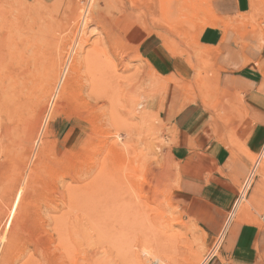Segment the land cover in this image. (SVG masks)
<instances>
[{"label":"rangeland","instance_id":"374dc122","mask_svg":"<svg viewBox=\"0 0 264 264\" xmlns=\"http://www.w3.org/2000/svg\"><path fill=\"white\" fill-rule=\"evenodd\" d=\"M56 1L58 2L59 0H0L1 9L3 12L5 11L4 13L0 12V17L2 18L0 19V264L2 263L1 259L6 244H8L6 242L7 238L8 241L11 238L10 230H5L4 223L10 213L19 188L24 191L23 198L26 197L25 204L27 209L25 208L26 210L22 214L21 226L14 236L15 243L12 242L4 264H49L46 261L48 255L51 257L53 254L58 253V239H60L59 236L62 233L60 230L73 232L72 235L75 242L77 243V240H79L78 242L82 245L83 250H87V256H89L90 252L98 251L99 257L102 258V261H105L104 264H135L133 261L135 254L141 256L140 258L144 264H152L156 257L144 253L146 248H151L152 251L154 250V254L155 252L159 254V258H161L160 264H176V262L178 264H205V261H208L213 254V246L208 244L206 235L203 234L193 219L188 218L178 202V164L174 161L171 150L172 141L169 139L172 130L161 119L162 104L168 91L174 88L179 94H182L185 104L202 103L203 106L212 110L214 115L218 117H227L229 109H238L236 104L239 102V97L219 91L218 85H215L216 81L212 71H214L216 49L205 47L202 37L203 34L214 29H220L223 32L232 30L238 37V43L246 39L247 41H253L259 50L264 49V0H250L249 12L229 19L222 18L217 14L214 7L215 0H121V2L117 0L120 3H124V5L126 4L125 6L129 10L128 14L133 16L134 20L141 18L139 16L141 10L144 11L145 8H150L148 13L154 15L155 21L162 19L164 23L166 22V25L162 23L165 27L163 28L161 23L156 24L155 22L156 28L151 27L153 30L147 32L140 30L138 25H136L133 27L134 34L132 36L129 35V38L125 37L118 44V47L113 49L114 51H110L111 60L118 63V74L127 79L126 82L124 81L126 88L129 89L130 86L133 88L137 87L135 88L136 93H134L137 94L135 95L136 98L134 97L136 113L135 115L129 113V103L128 105L123 104V108L119 107L118 109L121 116L120 121H122L120 125V123L117 124L110 120L108 105H105L103 110H98L101 116H96L98 121L96 120L97 129L95 131H93L91 123L89 124L91 120L82 118L83 113H87L86 103L94 104V101L92 102L91 99L87 98L90 94V91H88L90 86L86 81L87 72L84 67L79 74L81 87L79 83L76 85V89L79 90L80 94L76 90L78 94L74 93L75 96L70 97V99L62 98V111L55 116L52 111L54 105L58 103V97L54 96V94H49L45 98V96H41L38 93L36 98L35 93L31 90L32 78L29 75L27 76V73L29 74L33 62L32 59H35L36 50L37 52H48L54 55L56 60L62 58V63L68 57V53L64 52L65 50L60 53L59 49L58 52L57 46L60 39L64 40L61 34H68L71 24L75 20L76 23L77 19L72 22L66 21L63 13L57 12L58 5H55ZM63 1L68 3L70 0ZM101 1L72 0L71 3L77 7L81 6L83 9H93L95 4H99L100 7L104 8L106 0ZM167 1L169 2L167 3ZM24 3L26 5H23ZM90 4L91 6H89ZM35 5L42 7L41 13L47 7L54 13L51 12V15L43 13V20L40 19V21L38 20L39 18L35 17L34 12L29 13V7H34ZM116 7L117 5L111 12L114 18L119 15L115 9ZM175 8L178 9L176 10ZM14 13L17 14L14 15ZM107 15L110 16L108 13ZM24 16L25 18H23ZM45 19L48 20L45 21ZM27 22L28 24H26ZM84 23L83 27L85 25V28L83 29H86V37L91 42L84 47V52H87L94 44L102 43L100 41L103 35L100 34V24L97 22ZM38 26L40 27L38 28ZM42 26L44 27L41 28ZM56 27H59L58 30ZM14 29L18 30V32L14 31ZM47 29V33L44 32ZM50 30L52 33H50ZM64 30L66 32L62 33ZM39 31L41 34L45 33L42 34L41 39H39ZM31 33L32 35H30ZM44 35H47V37H44ZM43 37L47 39L45 40ZM50 39H53V41H49ZM163 41L167 43L165 44ZM146 44H156V47H159L160 50H163L178 63L177 71L172 74L173 77L172 75L167 76V79L162 82L164 84L166 81V90L151 86L155 77L148 76L150 69H144L146 61L142 58L134 57L135 50L144 51ZM116 52H120L119 57L116 56ZM85 55L86 53H83L79 56L84 57ZM120 69L123 70L121 71ZM131 74L135 75V77L139 74L138 82H134L135 77ZM129 77L133 78L128 82ZM82 84H85L88 89L84 88ZM160 91H162L161 95ZM129 115L130 117H128ZM140 115L144 116L145 120ZM240 115L241 113L238 111L237 116ZM125 124L127 127H125ZM120 128L122 129L120 130ZM47 130L50 132L45 135ZM119 137L121 138L119 139ZM85 142L87 143L85 144ZM111 148L112 150H110ZM128 158L135 161L137 172L139 168L141 169L138 175L136 173V184H140V186L137 185L139 188L136 190L137 198L132 196V198L135 197L133 200L129 197L130 199L122 202L124 205L120 207V199L124 196L128 197V195L125 194L126 191L124 189L118 187L117 183H120L119 177L112 170L113 167L118 166L116 170L121 171L122 166L129 160ZM260 159V162H264V152L249 159L250 171ZM94 163H97V167L94 171H91ZM145 164L154 170L158 176L157 179L162 183L160 192L156 196L157 204H146L148 188L150 187L148 186L149 181L147 182L145 178ZM100 169H103V172L101 170L102 173ZM106 170H110L112 173L110 171L105 173ZM142 170L143 172H141ZM100 174L102 175L101 177ZM107 174H113V178L111 175L109 176L113 182L112 180L110 183L106 182ZM95 177L97 180L100 178L99 183L105 180L107 184L105 185V182L102 183L105 187L98 188V190L102 189L97 193L98 195L93 191L95 186L94 189H92L93 186L90 187V184L93 181L95 182ZM115 178L117 179L115 180ZM155 184L156 182L153 183V185ZM139 191L141 192L140 194ZM140 201L143 204L138 203ZM129 202L134 204L131 206ZM244 205L248 208L246 210L251 211L249 204L245 202ZM126 206L127 208L125 209ZM120 210L121 212L119 213ZM160 210L166 211L168 218H170L169 216L172 218L168 220L167 226L161 228L162 233L165 235V242H159V244L163 243V247L167 246L159 249L155 245L156 250L153 248V242H151L153 244L150 243L151 246L146 240H143L144 227L142 222L145 220L143 222L144 225L149 220L151 223H154V219H156L155 222H158L157 218H160ZM140 212L146 213L144 216H147L138 215ZM118 213H123L124 218H127V223L122 230V237L117 239L107 236L106 238L103 232L98 234L99 231L92 225L94 220L92 216L98 215L103 219L106 215L114 223L118 218L116 216ZM95 220H98V218L96 217ZM160 220L162 222V218ZM68 223H72L70 224L72 228H70L73 230H69L70 225ZM75 226L79 227V229L81 228L80 230L83 232H77L78 228ZM170 226L171 228H169ZM91 229L96 230L95 233ZM90 235L91 237H89ZM98 235L101 236L97 237ZM102 235L104 236L103 238ZM139 235H141L140 241L136 239ZM92 263L93 260L91 258L84 256L78 257L75 262L66 264Z\"/></svg>","mask_w":264,"mask_h":264},{"label":"crops","instance_id":"0c3cea01","mask_svg":"<svg viewBox=\"0 0 264 264\" xmlns=\"http://www.w3.org/2000/svg\"><path fill=\"white\" fill-rule=\"evenodd\" d=\"M214 7L220 17L229 19L249 12L250 0H215ZM237 38L234 31L220 29L202 37L205 47L216 49L215 85L239 97L238 109L218 117L202 103L185 104L173 88L160 114L172 130L178 202L213 246L205 264H264V162L259 163L246 198L251 211L245 202L238 207L249 159L264 152V49L246 39L238 43ZM157 50V59L163 57L169 64L166 76L175 74L176 62Z\"/></svg>","mask_w":264,"mask_h":264},{"label":"bare ground","instance_id":"6f19581e","mask_svg":"<svg viewBox=\"0 0 264 264\" xmlns=\"http://www.w3.org/2000/svg\"><path fill=\"white\" fill-rule=\"evenodd\" d=\"M72 0L68 1V3H65L63 0H59L55 5H58V10L57 12H59L60 14L63 13L66 21H69V22H72L74 21V19H77V22L75 23V21L71 24V28L69 29L70 32H68V34H64L66 36H64L63 34H61V36H63V39L64 40H61L60 38V41L58 43V52H59V49H60V53L61 51L63 52H67L68 54V57L66 58V60H64V62L62 63L61 60L62 58L57 59L54 57V55L48 53V52H35V59H32L33 62L31 64V68L29 70V74L27 73V76L29 75L32 80H31V90L35 93L36 95V98L38 97V93L41 94V96H45V98L49 95V94H54V96H57L58 97V103L56 105H54V108H53V111H52V114L55 116L57 114H59L61 111H62V104H61V101H62V98L66 97L68 99H70V97H73L75 96L74 93H77L76 90V85L77 83H79V86H80V79L79 78V74L82 70V68L84 67L85 70H86V81L88 82L89 86H90V89L86 88L85 87V84L83 85L84 88L88 89V91H90V94L87 96L88 99H91L92 102L94 101V104H89V103H86L87 105V113H83V117L82 118H86V119H89L91 120L89 122V124L91 123V127L92 129H94L93 131H95L97 129V117L96 116H101L100 113L98 112V110H103L104 106L105 105H108V112H109V116H110V120H113L114 122H116L117 124L122 123V121H120L121 119V116L119 114V107H122L123 104H127L128 103L130 104V111L129 113H133L135 115L136 113V105L134 104V99L136 98L135 95L137 94H134L136 93V90L135 88L137 87H132L130 86L129 89L126 88L125 86V83L124 81L126 82L127 79L126 78H123L121 77L120 74H118V63H115L116 61H112L111 58H110V51H112L113 49L117 48L118 47V44L120 42H122V40L125 38V37H128L129 35L132 36V34H134V26L138 25V28L142 31H152L153 29H151V27L153 28H156L155 26V18H154V15L152 16L151 14H149L148 10L150 8H145L144 11H140V17L139 19H133L134 17L131 16L130 14H128V9L127 7L124 5V3H120L118 2L117 0H104L105 1V6L104 8L100 7L99 4H95L93 9H89V8H82L81 6H74L73 3H71ZM96 1V0H94ZM103 1V0H102ZM101 1V2H102ZM139 1V0H138ZM147 1V0H146ZM4 2V1H3ZM7 2V1H6ZM24 2V1H23ZM27 2V1H26ZM125 2V1H124ZM152 2V1H151ZM154 2V1H153ZM169 1H167L168 3ZM5 3V2H4ZM32 3V2H31ZM30 3V4H31ZM104 3V2H103ZM132 3V2H131ZM142 3V2H141ZM158 3V2H157ZM156 3V4H157ZM160 3V2H159ZM102 4V3H101ZM165 4V3H164ZM183 4V3H182ZM23 5H26L25 3ZM40 5V3H39ZM54 5V6H55ZM117 5V7L115 8L117 10V12L119 13V15L117 17H113L111 15V12H112V9ZM128 5V4H127ZM147 5V4H146ZM2 6V5H1ZM1 6H0V12H3V10L1 9ZM85 6V4H84ZM91 6V4L89 5ZM88 6V7H89ZM137 6V5H136ZM143 6V5H142ZM149 6V5H148ZM157 6V5H156ZM160 6V5H159ZM166 6V5H165ZM176 6V5H175ZM180 6H181V3H180ZM179 6V7H180ZM183 6V5H182ZM141 7V6H140ZM163 7V6H161ZM178 7V6H177ZM154 8V7H153ZM158 8V7H157ZM171 8V7H170ZM183 8V7H182ZM133 9V8H131ZM176 9V8H175ZM174 9V10H175ZM178 9V8H177ZM176 9V10H177ZM40 10L42 11V7L41 6H38V5H35L34 7H29V13L31 12H34L33 14H35V17L39 18L38 20L42 19L43 20V16L44 15L43 13H46L48 15H51V12L50 11L51 9L49 7L47 8H44V11L41 13ZM53 10V9H52ZM83 10V11H82ZM111 10V11H110ZM134 10V9H133ZM154 10V9H153ZM172 10V9H171ZM9 11V10H8ZM107 11V13L110 15L108 16L107 13H105ZM115 11V10H114ZM152 11V10H151ZM166 11H167V8H166ZM183 11V10H181ZM5 12V11H4ZM3 12V13H4ZM116 12V11H115ZM114 12V13H115ZM172 12V11H171ZM50 13V14H49ZM54 13V12H52ZM138 13V12H136ZM177 13V12H176ZM179 13V11H178ZM17 14V13H16ZM14 13V15H16ZM139 14V13H138ZM2 15V14H1ZM23 16V14H21ZM26 16V14H24ZM47 15V17H48ZM135 15V14H134ZM160 15V14H159ZM245 15V14H244ZM4 16V15H3ZM6 16V15H5ZM25 16L23 18H25ZM137 16V14H136ZM173 16V15H171ZM182 16V15H181ZM10 17V16H9ZM28 17V16H27ZM62 17V16H61ZM161 17V16H159ZM178 17V16H177ZM4 18V17H3ZM13 18V16H12ZM33 18V17H31ZM46 18V17H45ZM49 18V17H48ZM63 18V17H62ZM153 18V19H151ZM168 18V17H167ZM0 19H2L0 17ZM14 19V18H13ZM27 19V18H26ZM54 19V18H53ZM182 19V18H181ZM12 20V19H11ZM48 20V19H47ZM45 19V21H47ZM56 20V19H55ZM80 20V21H78ZM167 20V19H166ZM17 21V20H16ZM27 21V20H26ZM30 21V20H28ZM41 21V20H40ZM39 21V22H40ZM51 21V20H50ZM153 21V22H152ZM15 22V21H13ZM32 22V21H31ZM43 22V21H42ZM86 23V24H91V23H94V22H97L98 24H100V34L103 35V38L101 39L100 42L102 43H98V44H94L93 47L87 51V52H84V47L85 45H87L90 40L87 39V33H86V29L84 30L83 28H85V25L83 27V23ZM213 22V21H212ZM8 23V22H7ZM16 23V22H15ZM25 23V22H24ZM45 23V22H44ZM52 23V22H51ZM50 23V24H51ZM67 23V22H66ZM84 23V24H85ZM159 23H164V21L162 19H158L156 24H159ZM166 23V22H165ZM164 23V24H165ZM28 24V22L26 23ZM39 25H43L42 23H38ZM68 24V23H67ZM65 24V25H67ZM169 24V23H168ZM172 24V23H171ZM6 26V24H4ZM11 25V24H10ZM31 25V24H30ZM29 25V26H30ZM47 25V24H46ZM166 25V24H165ZM21 26V25H20ZM27 26V25H26ZM32 26V25H31ZM50 26V25H49ZM52 26V25H51ZM163 28L164 25L162 24ZM168 26V25H167ZM11 27V26H10ZM40 26H38L39 28ZM44 26H42L41 28H43ZM62 27V26H61ZM170 27V26H169ZM7 28V27H6ZM16 28V27H15ZM27 28V27H26ZM29 28V27H28ZM59 27H56V29L58 30ZM31 29V28H30ZM167 29V28H166ZM28 30V29H27ZM44 30V29H43ZM61 30V29H59ZM190 30V29H189ZM11 31V30H10ZM14 31H16L14 29ZM48 31L45 30L44 32ZM8 32V31H7ZM18 32V30L16 31ZM31 32V31H30ZM62 32V31H60ZM66 32L65 30L62 32L64 33ZM23 33V32H22ZM36 33V32H34ZM47 33V32H46ZM50 33L51 30H50ZM162 33H165V32H162ZM167 33V32H166ZM19 34V33H18ZM29 34V33H28ZM42 34H45V33H42ZM40 31L38 32V35L39 36V39H41L40 37L43 36ZM49 34V33H48ZM58 34V33H57ZM32 35V33L30 34ZM37 35V36H38ZM50 35V34H49ZM73 35V37H72ZM147 35V34H146ZM19 36V35H18ZM26 36V34H25ZM55 36V35H54ZM60 36V37H61ZM69 36V37H68ZM35 37V36H34ZM44 37H47V35ZM43 37V38H44ZM150 37V36H149ZM148 37V38H149ZM10 38V36H9ZM8 38V39H9ZM52 38V37H51ZM62 38V37H61ZM129 38V37H128ZM45 40L47 38H44ZM43 40V39H42ZM165 40V39H164ZM49 41H53V39L49 40ZM62 41V43H61ZM28 42V41H27ZM38 42V41H37ZM41 42V40H40ZM38 42V43H40ZM145 42V41H144ZM164 42V41H163ZM32 43H33V40H32ZM54 43V42H53ZM91 43V42H90ZM95 43V42H94ZM124 43V42H123ZM165 44L167 42H164ZM25 44V43H24ZM57 44V42H56ZM54 44V45H56ZM61 46V48H60ZM123 46V45H122ZM129 46V44H128ZM32 47V46H31ZM55 48V46H53ZM52 47V48H53ZM127 47V46H126ZM123 48V47H122ZM128 48V47H127ZM51 49V48H49ZM139 49V48H138ZM48 50V49H47ZM134 50V49H133ZM156 50V44H153V45H150V44H146V48L144 49V51H140V50H135V54H134V57H137V58H142L143 60L146 61V65H145V68H148L150 69L149 73H148V76H154L155 79H153V83L151 84V86L153 88H159V89H165L167 88L166 86V81L165 83L163 84L162 82H164V79H167L166 75H167V71H168V62L165 58H161V57H158L157 59V56L159 55H156L155 51ZM86 51V50H85ZM114 51V50H113ZM117 51V50H116ZM128 51V50H127ZM131 51V50H130ZM141 53H140V52ZM20 52V51H19ZM24 52V51H23ZM83 53H86V55L84 57H80L79 55L80 54H83ZM120 52H116V56H120L119 55ZM138 56H137V54ZM22 54V53H21ZM59 54V53H58ZM122 54V53H121ZM133 54V53H132ZM157 54H160V51L157 50ZM126 55V53H125ZM59 56V55H58ZM62 56V55H61ZM82 56V55H81ZM132 56V55H131ZM60 57V56H59ZM126 57V56H124ZM155 57V58H154ZM127 59V57H126ZM133 59V58H132ZM131 59V60H132ZM168 59V58H167ZM174 59V58H173ZM118 60H120L118 58ZM155 60V61H154ZM126 62V61H125ZM154 62H159L158 65H156ZM16 63V62H15ZM123 63V62H121ZM130 63V62H129ZM197 63V62H196ZM144 65V64H143ZM178 66V63H176V67ZM127 67V66H126ZM130 67V66H129ZM197 67V66H196ZM195 67V68H196ZM124 69V68H123ZM122 69V70H123ZM129 69V68H128ZM121 70V69H120ZM121 70V71H122ZM147 70V69H146ZM201 70V69H200ZM28 71V70H27ZM83 71V70H82ZM126 71V70H125ZM124 71V72H125ZM140 73L142 74V72L140 71ZM201 73V72H200ZM202 74V73H201ZM204 74V73H203ZM132 75V74H131ZM82 76V75H81ZM85 76V75H83ZM133 76V75H132ZM139 76V74H138ZM137 77H135V75L133 77H135V80L134 82L137 81ZM197 76V74H196ZM133 77H129V80L128 82L130 81V79H132ZM144 77V76H143ZM173 77V75H172ZM198 77V76H197ZM128 78V77H127ZM192 78V77H191ZM199 78V77H198ZM125 79V80H124ZM147 79V78H145ZM196 79V78H195ZM192 80V79H191ZM199 80V79H198ZM82 81V80H81ZM85 81V82H86ZM144 81V80H143ZM86 82V84H87ZM133 82V81H132ZM138 82V81H137ZM142 82V81H140ZM146 82V81H145ZM149 82V81H148ZM132 84V83H131ZM134 84V83H133ZM54 85V86H53ZM128 85V84H127ZM136 86V84H134ZM148 85V84H147ZM87 86V85H86ZM129 86V85H128ZM149 86V85H148ZM193 86V85H192ZM81 87V86H80ZM78 88V86H77ZM83 88V87H82ZM140 88V87H139ZM138 88V89H139ZM142 88V87H141ZM27 89V88H26ZM144 89V88H143ZM158 89V90H159ZM30 90V91H31ZM81 90V89H80ZM146 90V89H145ZM144 91V90H143ZM152 91V90H151ZM163 91V90H162ZM160 91V95H161V92ZM84 92V91H82ZM82 92H81V95H82ZM154 92V90H153ZM78 93H79V90H78ZM77 93V94H78ZM152 93V92H151ZM155 93V92H154ZM158 93V92H157ZM30 94V92H29ZM80 94V93H79ZM159 95V96H160ZM80 96V95H79ZM84 96V94H83ZM141 96V95H140ZM168 96V95H167ZM135 97V98H134ZM173 97V95H172ZM53 98V97H52ZM81 99V98H80ZM140 99V98H139ZM74 101V99H72ZM77 101V100H76ZM88 101V100H87ZM90 101V100H89ZM167 101V100H166ZM171 101V100H170ZM81 103V102H80ZM77 104V102H76ZM79 104V103H78ZM83 105V104H82ZM45 106V105H44ZM48 106V105H47ZM128 106V107H129ZM83 107V106H82ZM127 107V108H128ZM123 108V107H122ZM80 109V108H79ZM107 109V108H106ZM125 109V108H124ZM123 109V110H124ZM123 110H121L123 112ZM126 110V109H125ZM144 111V110H143ZM126 112V111H125ZM47 113V112H46ZM78 115V114H77ZM82 115V113H81ZM128 115V113H127ZM131 115V114H130ZM130 115L128 117H130ZM133 115V116H134ZM147 115V114H146ZM79 116V115H78ZM77 116V117H78ZM138 116V115H137ZM136 116V117H137ZM141 116V115H140ZM125 117V116H124ZM127 117V118H128ZM141 117H144V116H141ZM80 118V117H79ZM107 118V117H105ZM123 118V117H122ZM133 118V117H132ZM151 119V118H150ZM83 120V119H82ZM97 120V121H96ZM105 120V119H104ZM103 120V121H104ZM109 120V119H108ZM124 120V119H122ZM134 120V118H133ZM144 120H145V117H144ZM112 121V123L114 124V122ZM125 121V120H124ZM123 121V123H124ZM86 122V121H85ZM110 122V121H109ZM127 122V121H126ZM41 123V122H40ZM127 124V123H126ZM125 124V125H126ZM130 124L132 125V123L130 122ZM129 124V125H130ZM153 124V123H152ZM49 125V124H48ZM115 125V124H114ZM123 125V124H122ZM129 125H128V128H129ZM145 125V124H144ZM41 126V125H40ZM113 126V125H112ZM84 127V126H83ZM116 127V126H115ZM127 127V125L125 126ZM133 127V126H132ZM151 127V126H150ZM152 128V127H151ZM150 128V129H151ZM40 129V128H39ZM115 129V128H114ZM122 128H120L121 130ZM154 129V128H153ZM82 130V129H81ZM86 130V129H85ZM134 130V128H133ZM141 130V129H140ZM102 131V130H101ZM118 131V130H117ZM50 131L47 130L46 131V134L49 133ZM82 132H84L82 130ZM92 135V134H91ZM118 135V134H117ZM130 135V134H129ZM121 137H119L120 139ZM79 140V139H78ZM117 141V140H116ZM133 141V139H132ZM87 142H85L86 144ZM100 143V142H99ZM106 143V142H105ZM79 144V143H78ZM84 145V144H82ZM102 145V144H101ZM104 145V144H103ZM134 145V144H133ZM131 145V146H133ZM92 146V145H91ZM100 146V145H99ZM105 146V145H104ZM128 146V145H127ZM138 147V146H137ZM155 147V146H154ZM126 148V147H125ZM108 149V147H107ZM134 149V148H133ZM136 149V147H135ZM147 149V148H146ZM112 150V148L110 149ZM135 151V150H134ZM133 151V152H134ZM137 151V150H136ZM132 152V151H131ZM143 153V152H142ZM112 154V153H111ZM144 154V153H143ZM131 155V154H130ZM134 155V154H133ZM263 155V154H262ZM112 156V155H111ZM108 158V157H107ZM106 159V158H105ZM115 159V158H114ZM129 160L126 161V164L123 165L122 163V169L121 171H117L116 170V167H113V170L112 172L115 173L118 177H119V180H120V183L118 185V187H120L121 189H124L126 191V195L127 196H124L122 197L120 200L121 202V205H119L120 207H122L124 204H122V202H126L125 200L126 199H130L129 197L132 198V196H135L136 197V190L139 189L138 186H140V184H136V173L137 175L139 174V170H141L139 167V170L137 172V167L135 166V161L131 158H128ZM155 159V158H154ZM110 161V160H109ZM125 161V160H124ZM255 162V161H254ZM107 163V162H106ZM105 163V165H106ZM260 163V162H259ZM110 164V163H109ZM120 165V164H119ZM146 165V164H145ZM259 165V164H258ZM125 166V167H124ZM97 167V163H94L93 165V168L91 171H94ZM108 167V166H107ZM120 167V166H119ZM146 167V175H145V178H146V181L148 182L149 181V191H148V195H147V198H146V204L148 205L149 203H153V204H157V198L156 196L159 194L160 192V187L162 185V183L157 179V174H155L154 170H152V168L150 166H144V168ZM258 167V166H257ZM257 167H256V170H257ZM121 168V167H120ZM119 169V168H118ZM103 172V169H100V172ZM144 170V169H143ZM143 170L141 172H143ZM99 171V170H98ZM110 170H106L105 173H108ZM101 172V173H102ZM111 172V171H110ZM111 172V173H112ZM256 172V171H255ZM104 173V174H105ZM155 174V175H154ZM33 174H31L32 176ZM97 175H99L97 173ZM96 175V176H97ZM113 178V174H107V179L106 182L107 183H110L112 178L110 179V176ZM141 175V174H140ZM102 175L100 174V177ZM144 176V175H143ZM162 176V175H160ZM159 176V177H160ZM34 177V175H33ZM98 177V176H97ZM109 177V178H108ZM152 177V178H151ZM162 178V177H161ZM99 179L97 180V178L95 177V182L93 181L91 184H90V187L93 186L92 189H94V186H95V189L93 190L96 194L99 193V191L101 190H98V188L100 187H105L106 182L105 180L101 181L99 183ZM103 179V177H102ZM101 179V180H102ZM110 179V180H109ZM117 178H115L116 180ZM160 179V178H159ZM109 180V181H108ZM92 181V180H91ZM105 182V185H103L102 183ZM113 182V180H112ZM115 182V181H114ZM155 185H153V183H155ZM89 184V183H88ZM114 184V183H113ZM138 185V186H137ZM89 186V185H88ZM147 189V188H146ZM92 191V192H93ZM145 191V190H144ZM17 192V191H16ZM28 192V191H27ZM70 192V191H69ZM68 192V193H69ZM91 192V193H92ZM93 192V193H94ZM71 193V192H70ZM141 192L139 191V194ZM144 193V192H143ZM23 195H24V191L23 189L19 188L18 189V193L12 203V207H11V210H10V213L8 214L7 218H6V221L4 223V228L6 231H9L10 230V236L11 238L9 239L8 241V238H7V241L8 244H6V247H5V250H4V253L2 255V259H1V264H4L6 262V259L8 257V253L10 251V246L12 244V242L15 241V235L19 229V227L21 226L20 223V220H21V217H22V214L23 212L27 209L26 208V204H25V198H23ZM68 195V194H67ZM91 195V194H90ZM98 195V194H97ZM71 196V195H70ZM94 196H96L94 194ZM140 196V195H139ZM138 196V197H139ZM143 196V194H142ZM145 196V195H144ZM97 197V196H96ZM95 197V198H96ZM133 197L132 199L134 200ZM141 197V196H140ZM137 198V197H136ZM118 200V199H116ZM139 200V199H138ZM132 202V201H131ZM131 202H129L131 204ZM144 202V201H143ZM128 203V204H129ZM138 203H142V201L138 202ZM242 203H239L238 207L239 206H242ZM28 204V202H27ZM134 204V203H133ZM131 204V206L133 205ZM143 204V203H142ZM127 205V204H126ZM137 205V203H136ZM135 205V206H136ZM141 205V204H140ZM161 206V205H160ZM26 208V209H25ZM104 208V207H103ZM108 208V207H107ZM106 208V210H107ZM127 208V206L125 207V209ZM133 208V207H132ZM140 208V207H139ZM134 209V208H133ZM105 210V211H106ZM130 210V209H129ZM103 211V210H102ZM104 211V212H105ZM124 211V210H123ZM138 211V210H137ZM121 212V210L119 211V213ZM126 212V211H125ZM135 212V211H134ZM133 212V213H134ZM117 214L116 216H118V218L116 219V222H111L110 218L108 216H104V218L102 219L100 216L98 215H95V216H92V219H94L92 221V225L94 226V228L97 229L98 234H102L103 232V235L106 236H111V237H114V238H117V239H120L122 237V230H123V227L124 225L127 223V218H124V214ZM129 213V212H128ZM144 214L146 213H142L140 212L138 215L140 216H144ZM126 215V214H125ZM159 215H160V218H162V222L160 220V218L157 220H159L158 222H155L156 219H154V223H151L150 220L147 222H145L146 224L144 225V221L142 222L143 224V227H144V232L142 233L143 235V240L147 241L149 244L151 242L154 243V249L155 248V245H157L159 247V249L163 247V243L159 244V242H165V235L162 233L161 231V228L167 226L168 224V220L170 219L171 220V216H169L170 218H168V214H166V211L164 210H160L159 212ZM127 216V215H126ZM147 216V215H145ZM144 216V217H145ZM25 217V216H24ZM96 217L98 218V220H95ZM156 217V216H155ZM27 218V217H26ZM116 218V217H115ZM115 218H114V221H115ZM154 218V217H153ZM91 219V220H92ZM112 219V218H111ZM173 220V219H172ZM26 221V220H25ZM153 221V220H152ZM150 222V223H149ZM178 222V221H177ZM73 223V222H72ZM72 223H68L69 225L72 224ZM113 223V225H112ZM78 224V223H77ZM170 224V222H169ZM176 224V223H175ZM68 225V226H69ZM75 225V224H74ZM73 226V225H72ZM79 226V225H77ZM92 226V227H93ZM169 226V225H168ZM71 225L69 226V230L72 228H70ZM76 227V226H75ZM64 228V227H63ZM78 228V230H76L77 232H83L79 229V227H76ZM171 228V226L169 227ZM60 229V228H59ZM73 230V229H71ZM92 230V229H91ZM62 231L61 235L59 236L60 239L59 240V245H58V253L57 254H51L52 256L49 257L48 255V259L46 258V261L47 263L49 262V264H66L68 262H75L78 257H84L86 256V258H91L93 260V263L92 264H104L105 261H102V258L99 257V254H98V251H93V252H90L89 256L88 253H87V250L85 252V250H83L82 248V245L79 244V240H77V243L75 242L74 240V237L72 235L73 232H66L64 230H60V232ZM88 231V230H87ZM94 231V230H92ZM96 231V230H95ZM95 231L93 233H95ZM142 231H143V228H142ZM167 231V230H166ZM59 232V233H60ZM85 232V231H84ZM166 233V232H165ZM7 234V233H6ZM9 234V233H8ZM77 234V233H76ZM90 234V233H89ZM102 235V238L104 237ZM167 235V234H166ZM93 236V234H92ZM101 236V235H100ZM99 235L97 237H100ZM84 237V236H83ZM91 237V235L89 236ZM124 237H126L124 235ZM167 237V236H166ZM170 237V236H169ZM173 237V236H171ZM175 237V236H174ZM5 238H6V235H5ZM4 239V238H3ZM136 239H138L139 241L141 240V235L137 236ZM4 241V240H3ZM2 241V242H3ZM84 241V240H83ZM50 242V241H49ZM158 242V243H157ZM4 243V242H3ZM15 243V242H14ZM151 243V244H153ZM218 243V242H217ZM150 244V245H151ZM15 245V244H14ZM79 245V246H78ZM152 246V245H151ZM167 246V245H166ZM164 246V247H166ZM51 247V246H50ZM53 247V246H52ZM82 250H81V248ZM163 247V248H164ZM217 247V246H216ZM215 247V249H216ZM46 248V247H45ZM79 248V249H78ZM88 248V247H86ZM44 249V248H43ZM157 250V249H156ZM37 251V249H36ZM82 251V252H81ZM154 251V250H153ZM151 250V248H146L145 249V252L146 254L148 255H154L155 257V260L153 261L152 264H160L161 263V258H159V254L155 252H153ZM47 252V251H46ZM89 252V251H88ZM87 254V255H86ZM189 254V253H188ZM147 255V256H148ZM211 255V254H210ZM213 255V254H212ZM141 256L139 255H136L135 254V257L133 259V261L135 262V264H144L143 260H141L140 258ZM207 262V261H205ZM176 264H178V262H176Z\"/></svg>","mask_w":264,"mask_h":264},{"label":"built area","instance_id":"2783aa9c","mask_svg":"<svg viewBox=\"0 0 264 264\" xmlns=\"http://www.w3.org/2000/svg\"><path fill=\"white\" fill-rule=\"evenodd\" d=\"M260 161H261V159L256 163L255 167L249 172L248 177L243 182L241 190L239 192L238 203H241L242 201L246 202L247 195H248V193H249V191L253 185V182L256 178V176H255L256 167L258 166Z\"/></svg>","mask_w":264,"mask_h":264}]
</instances>
